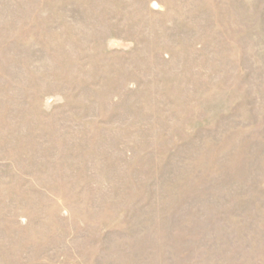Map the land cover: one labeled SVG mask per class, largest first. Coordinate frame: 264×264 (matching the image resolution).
<instances>
[{"label": "rangeland", "instance_id": "1", "mask_svg": "<svg viewBox=\"0 0 264 264\" xmlns=\"http://www.w3.org/2000/svg\"><path fill=\"white\" fill-rule=\"evenodd\" d=\"M0 264H264V0H0Z\"/></svg>", "mask_w": 264, "mask_h": 264}]
</instances>
